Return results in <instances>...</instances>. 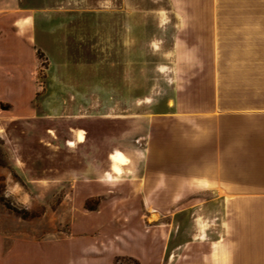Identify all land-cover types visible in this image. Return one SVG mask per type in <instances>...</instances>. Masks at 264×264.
Instances as JSON below:
<instances>
[{
	"label": "crops",
	"instance_id": "0c3cea01",
	"mask_svg": "<svg viewBox=\"0 0 264 264\" xmlns=\"http://www.w3.org/2000/svg\"><path fill=\"white\" fill-rule=\"evenodd\" d=\"M32 4L0 0L1 138L8 121L38 114L39 51L47 73L55 64L50 52L56 8ZM145 5L158 13L160 27L177 29L174 49H185L177 58L193 65V76L177 85L167 110L142 115L136 154L122 151L129 163L141 155V174L128 182H145L148 194L135 199L148 204V211L154 203H176L179 220L187 195L206 197L197 199L193 211L194 223L207 218V228L203 221L194 230L200 241L177 245L175 264H264V0H148ZM122 9L132 7L127 3ZM119 25L112 20L116 35ZM70 138L67 144L87 142L86 136L84 142L73 133ZM116 151L121 150L109 156ZM112 165L90 181L115 182L128 170L125 165L118 175ZM186 186L194 189L185 191ZM155 187L159 197L152 194ZM105 203L102 198L90 210L75 205L66 228H37L38 222L24 220L12 231L0 223V264H116L120 256L162 264L147 236L120 243L116 228L107 226Z\"/></svg>",
	"mask_w": 264,
	"mask_h": 264
},
{
	"label": "rangeland",
	"instance_id": "374dc122",
	"mask_svg": "<svg viewBox=\"0 0 264 264\" xmlns=\"http://www.w3.org/2000/svg\"><path fill=\"white\" fill-rule=\"evenodd\" d=\"M30 1L56 8L55 46L50 52L55 64L47 73L48 62L39 51L38 114L8 121L2 128L1 225L14 231L25 220L38 222L37 228H66L75 217V205L96 209L103 198L107 226L116 228L120 243L147 236L148 244L158 250L156 262L161 258L162 264H175L177 245L200 241L194 230L203 221L207 228V218L194 223L193 211L194 203L206 197L187 195L179 220L176 203H154L148 211V204L135 199L148 194L145 182H128L141 174V155L115 182L90 179L96 171L111 169L113 154H136L135 148L142 146V115L167 110L177 85L193 76V65L177 58V51L185 50L174 49L177 29L160 27L158 13L146 10L148 0ZM127 3L131 10L122 9ZM112 20L120 22L118 35ZM71 133L77 142L79 135L86 136V144L69 146ZM115 150L121 151L109 156ZM193 189L186 186L185 191ZM152 194L159 197L160 188H153ZM90 195L94 197L80 202ZM204 213L207 217V209ZM116 264L140 262L120 256Z\"/></svg>",
	"mask_w": 264,
	"mask_h": 264
},
{
	"label": "bare ground",
	"instance_id": "6f19581e",
	"mask_svg": "<svg viewBox=\"0 0 264 264\" xmlns=\"http://www.w3.org/2000/svg\"><path fill=\"white\" fill-rule=\"evenodd\" d=\"M85 137L83 135H79V142H84ZM69 146H75L74 142H69ZM113 161L112 170L114 173L120 175L123 172L122 167L127 165L129 163V159L127 156H125L123 153L118 152L116 154H113L111 157Z\"/></svg>",
	"mask_w": 264,
	"mask_h": 264
}]
</instances>
